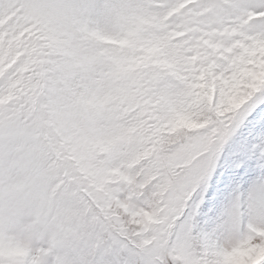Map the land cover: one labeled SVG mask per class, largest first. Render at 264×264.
Wrapping results in <instances>:
<instances>
[{
	"label": "snow or ice",
	"instance_id": "snow-or-ice-1",
	"mask_svg": "<svg viewBox=\"0 0 264 264\" xmlns=\"http://www.w3.org/2000/svg\"><path fill=\"white\" fill-rule=\"evenodd\" d=\"M0 264H264V0H0Z\"/></svg>",
	"mask_w": 264,
	"mask_h": 264
}]
</instances>
